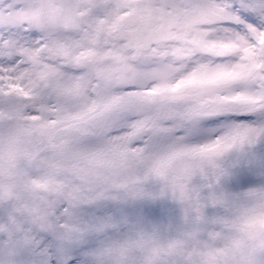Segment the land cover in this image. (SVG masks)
Segmentation results:
<instances>
[{"label": "snow or ice", "instance_id": "obj_1", "mask_svg": "<svg viewBox=\"0 0 264 264\" xmlns=\"http://www.w3.org/2000/svg\"><path fill=\"white\" fill-rule=\"evenodd\" d=\"M260 144L264 0H0V264H264Z\"/></svg>", "mask_w": 264, "mask_h": 264}, {"label": "rangeland", "instance_id": "obj_2", "mask_svg": "<svg viewBox=\"0 0 264 264\" xmlns=\"http://www.w3.org/2000/svg\"><path fill=\"white\" fill-rule=\"evenodd\" d=\"M254 152H260V153H264V144H260L258 145L256 148L253 149ZM247 164L244 165V168H247ZM242 169L241 168H237L235 170V174L239 175L241 173Z\"/></svg>", "mask_w": 264, "mask_h": 264}, {"label": "clouds", "instance_id": "obj_3", "mask_svg": "<svg viewBox=\"0 0 264 264\" xmlns=\"http://www.w3.org/2000/svg\"><path fill=\"white\" fill-rule=\"evenodd\" d=\"M257 224L260 226H264V218H261L260 220H258Z\"/></svg>", "mask_w": 264, "mask_h": 264}]
</instances>
